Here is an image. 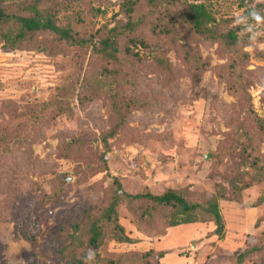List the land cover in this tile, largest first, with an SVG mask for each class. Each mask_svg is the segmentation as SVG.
<instances>
[{"label": "rangeland", "instance_id": "obj_1", "mask_svg": "<svg viewBox=\"0 0 264 264\" xmlns=\"http://www.w3.org/2000/svg\"><path fill=\"white\" fill-rule=\"evenodd\" d=\"M120 1L71 0L57 16V25L69 24L85 34L98 30L104 33L125 20ZM244 1L251 8L264 5V0ZM59 2L63 4V0ZM181 2L204 3L217 22L227 21L230 27L238 25L235 18L244 10L242 0ZM5 6L9 12L17 10L12 0H6ZM49 6L53 5L44 2L39 8ZM259 11L264 15V7ZM253 30L260 34V42L264 23L254 24ZM245 34L250 35L248 26ZM39 39L42 42H31L26 48L15 50L6 49L0 38V134L4 126L19 132L13 133L15 140L8 137L0 145L4 146L0 152H5L0 153V264H70L67 250L73 247L81 253L82 242L75 246L79 230L65 220L72 218L84 224L87 209L107 200L114 179L119 180L128 195H160L167 189H185L208 198L222 188H226L227 195H234L231 183L235 180L231 175L226 177L225 171L246 179L259 177L257 171L228 157L221 162L213 157L231 133L229 125L239 112L237 99L213 70L193 80L182 53L174 45H169L166 55L173 69L170 78L146 75L138 81V93L147 99L148 106L135 110L126 124L127 133L139 141L129 145L122 142L121 136L107 137L110 150L105 152L102 138L110 131L115 114L118 117L105 95L80 108L75 101L79 95L77 86L74 90L72 87L67 90L66 101L73 108L71 117L59 116L58 110L38 116L42 105L65 96L60 94L61 89L72 82L69 80L76 76L77 68V49H69L68 55H46L39 48L49 44L51 38ZM217 47L205 41L197 49L212 65H222L224 61L215 55ZM244 51L250 54L247 70L254 83L249 92L253 108L262 116L264 59H259L257 53H264V48L248 51L245 47ZM122 84L127 86L128 81ZM124 95L131 94L124 91L120 96ZM25 137L31 141L19 144L18 140ZM7 141L12 144L10 148ZM260 152L264 155V140ZM105 165L107 171L101 172ZM262 197L264 180L260 179L257 186L240 193L239 202L219 201L225 223L221 241L210 237L214 227L201 224L166 231L157 224L153 229L140 231L130 217L131 211L121 204L118 221L132 243L106 241L97 253L103 259L124 264L149 251L169 252L159 261L164 264H231L229 259L235 252L264 242ZM32 234L35 238L28 239ZM263 257L259 253L244 264H254ZM151 260V264H157V260Z\"/></svg>", "mask_w": 264, "mask_h": 264}, {"label": "trees", "instance_id": "obj_2", "mask_svg": "<svg viewBox=\"0 0 264 264\" xmlns=\"http://www.w3.org/2000/svg\"><path fill=\"white\" fill-rule=\"evenodd\" d=\"M5 1L0 0V38L6 49H22L31 42L40 43L41 36L44 41L51 38L46 46L38 44L39 50L46 55H68L69 49H77L74 55L77 63L75 71L80 80L75 79L76 76L71 78L69 81L72 82L61 89L60 94H65L66 97L62 95L59 99L42 105L38 116L56 113L58 110L59 116L71 117L73 108L70 102H66L69 99L68 89L73 87L74 90L77 86L79 95L75 101L78 107L82 108L84 104H91L105 95L111 101L112 109L114 107L118 112L110 131L102 138L105 152L110 150L107 137L118 135L125 144L137 143L139 139L127 133L126 123L135 110L146 109L148 106L147 99L138 93V81L146 75L170 78L173 69L166 55L169 45H174L182 53L183 61L187 64L188 73L193 80H199L205 72L213 70L217 77L225 82L230 95L237 99L239 112L229 125L231 133L223 140L220 150L213 154V157L218 162L228 157L233 162H239L240 166L257 171L259 175L255 179H246L225 171L226 177L231 175L235 180L231 183L234 195H227L226 188H222L218 194L208 198L185 189H167L160 195H152L149 192L128 195L123 191L119 180L114 179V187L108 190L107 200L96 208L87 209L84 224L72 218L65 220L75 230H79L74 245L78 247L82 242L81 253L73 247L67 250L69 263L84 264L88 249H94V264H124L121 261L116 263L103 259L97 253L106 241L132 243L118 221L121 204L131 211L130 217L138 224L140 231L153 229L157 224L165 231L182 225L201 224L209 225L211 229L214 227L210 232L211 238L223 240L225 223L219 201L239 202L238 197L242 191L257 186L260 179L264 180V155L260 152V145L264 140V113L258 116L249 93L254 83L251 73L247 70L250 54L244 51L249 38L248 34H245L247 25L230 27L227 21L217 22L209 7L201 2L121 0L119 6L125 16L124 21L116 22L115 26L104 33L100 34L98 30L93 34H85L74 30L69 24L57 25V16L62 9L67 8L66 3L71 0H63V4L59 0H12V3L17 5L14 12L7 10ZM44 2H50L53 6L40 9L39 6ZM250 3L253 4V1ZM240 5L244 9L242 15H247L251 9L260 10L264 7L263 4H256L251 8L244 0ZM95 14H99V11H95ZM205 41L218 45L215 55L217 60L224 61V64L212 65L201 57L197 46ZM260 42L264 43V38H261ZM257 57L264 59V53L258 52ZM126 80L127 86L122 84ZM124 91L130 92L131 95L120 96ZM260 102L264 104V90L260 93ZM119 103L122 105H116ZM1 129L0 145L5 144L8 137L16 139L13 133L18 129L10 130L9 126ZM8 131H11V136H8ZM27 140L31 141L27 137L18 141L21 144ZM10 143H6L9 148L12 146ZM2 147L4 146H0V151ZM0 153L4 155L5 152ZM100 171L106 172L107 166ZM261 199L264 201V197ZM257 224L258 222L255 226ZM27 238L34 239L35 234ZM259 253L264 255V242L260 245L259 242L248 245L245 249L235 252L229 260L231 264H244L246 259L256 258ZM168 254L167 251H149L134 257V260L129 259L125 264H151L153 258L157 260V264H164L159 261ZM254 264H264V257Z\"/></svg>", "mask_w": 264, "mask_h": 264}, {"label": "clouds", "instance_id": "obj_3", "mask_svg": "<svg viewBox=\"0 0 264 264\" xmlns=\"http://www.w3.org/2000/svg\"><path fill=\"white\" fill-rule=\"evenodd\" d=\"M235 22L237 24H245L248 26V30L250 32L247 43L248 51H255L257 47L264 48V44H261L258 41V36L260 34L253 30L254 24L259 25L264 23V15H262L259 10L251 9L248 11L247 15H237V17L235 18ZM94 261H95V250L88 249V252L84 258V264H94Z\"/></svg>", "mask_w": 264, "mask_h": 264}]
</instances>
